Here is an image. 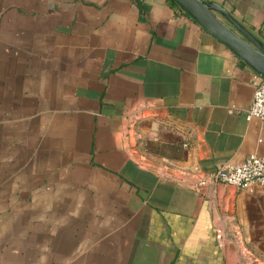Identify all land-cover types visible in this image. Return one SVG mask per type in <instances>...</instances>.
<instances>
[{
	"label": "crops",
	"instance_id": "obj_1",
	"mask_svg": "<svg viewBox=\"0 0 264 264\" xmlns=\"http://www.w3.org/2000/svg\"><path fill=\"white\" fill-rule=\"evenodd\" d=\"M258 75L175 0H0V264H264V188L201 184Z\"/></svg>",
	"mask_w": 264,
	"mask_h": 264
},
{
	"label": "water",
	"instance_id": "obj_2",
	"mask_svg": "<svg viewBox=\"0 0 264 264\" xmlns=\"http://www.w3.org/2000/svg\"><path fill=\"white\" fill-rule=\"evenodd\" d=\"M206 30L264 76V42L250 32L220 3L210 0H177Z\"/></svg>",
	"mask_w": 264,
	"mask_h": 264
},
{
	"label": "built area",
	"instance_id": "obj_3",
	"mask_svg": "<svg viewBox=\"0 0 264 264\" xmlns=\"http://www.w3.org/2000/svg\"><path fill=\"white\" fill-rule=\"evenodd\" d=\"M254 97L247 119L259 118L264 123V76L255 77ZM221 182L241 189L258 184L264 188V155L251 154L241 163L225 162L202 178L201 184Z\"/></svg>",
	"mask_w": 264,
	"mask_h": 264
},
{
	"label": "trees",
	"instance_id": "obj_4",
	"mask_svg": "<svg viewBox=\"0 0 264 264\" xmlns=\"http://www.w3.org/2000/svg\"><path fill=\"white\" fill-rule=\"evenodd\" d=\"M176 2H178L177 0H175Z\"/></svg>",
	"mask_w": 264,
	"mask_h": 264
}]
</instances>
